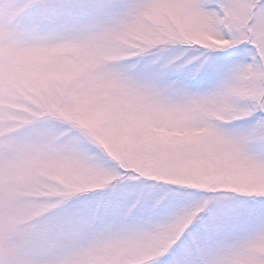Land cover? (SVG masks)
Wrapping results in <instances>:
<instances>
[{
	"label": "snow or ice",
	"instance_id": "snow-or-ice-1",
	"mask_svg": "<svg viewBox=\"0 0 264 264\" xmlns=\"http://www.w3.org/2000/svg\"><path fill=\"white\" fill-rule=\"evenodd\" d=\"M0 264H264V0H0Z\"/></svg>",
	"mask_w": 264,
	"mask_h": 264
}]
</instances>
